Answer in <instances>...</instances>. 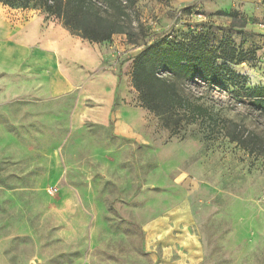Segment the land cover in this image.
Instances as JSON below:
<instances>
[{
	"label": "rangeland",
	"instance_id": "1",
	"mask_svg": "<svg viewBox=\"0 0 264 264\" xmlns=\"http://www.w3.org/2000/svg\"><path fill=\"white\" fill-rule=\"evenodd\" d=\"M41 13L0 4V40ZM128 14L135 44L114 37L137 55L201 40L216 58L218 84L160 74L211 118L174 135L141 106L133 61V89L108 124L33 136L17 129L24 118L72 93L12 88L22 74L3 70L24 60L10 47L0 58V264H264V155L228 137L258 138L264 151V115L246 94L264 88V0H138Z\"/></svg>",
	"mask_w": 264,
	"mask_h": 264
},
{
	"label": "crops",
	"instance_id": "2",
	"mask_svg": "<svg viewBox=\"0 0 264 264\" xmlns=\"http://www.w3.org/2000/svg\"><path fill=\"white\" fill-rule=\"evenodd\" d=\"M50 18L41 13L15 29L9 41L0 40V58L19 51L24 60L21 71H3L11 76L22 74V80L11 87L21 88L23 96L44 99L66 88L72 93L70 104L68 99L61 105L57 102L54 109L45 108L24 118L17 129L33 136L42 135V131L60 136L64 127L77 133L87 122L108 124L116 101L126 99L133 89L130 73L138 51L115 37L91 43L73 35L60 20ZM53 112L55 115H50Z\"/></svg>",
	"mask_w": 264,
	"mask_h": 264
},
{
	"label": "trees",
	"instance_id": "3",
	"mask_svg": "<svg viewBox=\"0 0 264 264\" xmlns=\"http://www.w3.org/2000/svg\"><path fill=\"white\" fill-rule=\"evenodd\" d=\"M138 0H0L10 8L37 9L55 17L73 35L91 43H105L115 35L126 34L132 44V36L125 25L128 11ZM194 42L162 41L144 48L135 58L133 85L139 93L141 106L164 121L174 135L180 133L183 123H194L199 119L211 118L209 110L195 101L184 97L176 83L160 76L168 73L175 79H193L199 76L218 84L223 80L218 74L216 58L203 46L201 40ZM238 60V63L244 62ZM210 77H213L211 80ZM251 105L264 115V88L246 92ZM250 154L264 155L258 138H239L229 135Z\"/></svg>",
	"mask_w": 264,
	"mask_h": 264
}]
</instances>
